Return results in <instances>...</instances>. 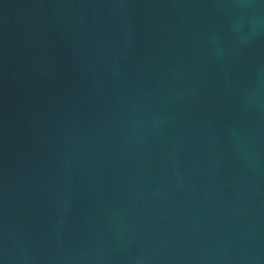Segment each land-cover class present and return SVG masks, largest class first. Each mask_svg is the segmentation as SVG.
<instances>
[{
  "label": "water",
  "instance_id": "1",
  "mask_svg": "<svg viewBox=\"0 0 264 264\" xmlns=\"http://www.w3.org/2000/svg\"><path fill=\"white\" fill-rule=\"evenodd\" d=\"M0 264H264V0H0Z\"/></svg>",
  "mask_w": 264,
  "mask_h": 264
}]
</instances>
